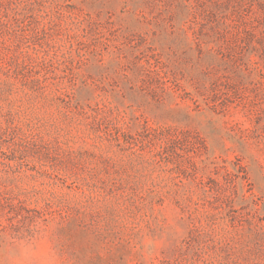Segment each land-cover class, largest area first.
I'll use <instances>...</instances> for the list:
<instances>
[{
	"label": "rangeland",
	"instance_id": "rangeland-1",
	"mask_svg": "<svg viewBox=\"0 0 264 264\" xmlns=\"http://www.w3.org/2000/svg\"><path fill=\"white\" fill-rule=\"evenodd\" d=\"M0 264H264V0H0Z\"/></svg>",
	"mask_w": 264,
	"mask_h": 264
}]
</instances>
